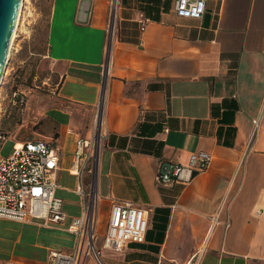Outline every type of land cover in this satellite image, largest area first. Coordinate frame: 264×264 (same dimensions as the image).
Returning a JSON list of instances; mask_svg holds the SVG:
<instances>
[{
    "label": "crops",
    "instance_id": "crops-1",
    "mask_svg": "<svg viewBox=\"0 0 264 264\" xmlns=\"http://www.w3.org/2000/svg\"><path fill=\"white\" fill-rule=\"evenodd\" d=\"M81 1L51 2L46 59L58 81L37 96V115L31 100L22 112L15 104L22 89L3 93L0 105L5 140L60 147L58 189L71 192L75 138L90 137L101 110L105 136L92 179L99 224L103 217L105 230L111 204L123 201L148 211V230L143 243L121 251L101 243L98 260L79 264H264V0H206L201 19L178 17L174 0H117L115 9L112 0H89L80 22ZM198 152L212 161L190 182L156 183ZM65 174L74 189L59 183ZM35 239L17 234L0 264H47L50 252L71 251ZM17 247L46 258L22 261Z\"/></svg>",
    "mask_w": 264,
    "mask_h": 264
},
{
    "label": "built area",
    "instance_id": "built-area-1",
    "mask_svg": "<svg viewBox=\"0 0 264 264\" xmlns=\"http://www.w3.org/2000/svg\"><path fill=\"white\" fill-rule=\"evenodd\" d=\"M116 3L117 0H112L113 9ZM174 11L181 18L201 19L206 12V0H174ZM12 96L20 112L24 111L26 95L15 92ZM97 129L88 138H75L73 166L78 183L74 193L81 199L82 211L79 216L72 217L66 226V231L75 237V245L69 252H50L47 264H79L86 257L99 259L100 252L96 246L99 237V196L94 182L86 191L83 179L89 164L87 171L93 178L98 167L105 136L101 122ZM0 140H5V137L0 135ZM211 161L209 153H192L187 165L171 166L155 177L156 183L171 185L190 182L197 173L206 170ZM59 163L60 147L44 140L14 143L11 154L6 157L0 155V218L22 224L34 222L43 228L64 225L68 215L63 209L64 201L57 196ZM147 230L146 209L131 202L114 201L101 235L102 247L121 251L130 243H143Z\"/></svg>",
    "mask_w": 264,
    "mask_h": 264
},
{
    "label": "rangeland",
    "instance_id": "rangeland-1",
    "mask_svg": "<svg viewBox=\"0 0 264 264\" xmlns=\"http://www.w3.org/2000/svg\"><path fill=\"white\" fill-rule=\"evenodd\" d=\"M52 0H26L24 1V8L22 13V19L17 31L16 38L14 40L12 53L8 62L7 73H5L6 81L10 77H13L9 88L7 84L1 86L0 89V105L1 99L6 93L11 96V91L22 89L26 95V99L32 101L33 112L31 116H36L37 110V96L46 95L51 93L50 89L53 84L58 81V77L51 74L54 69L53 64L46 59L47 45L46 36L48 28V17L50 12ZM116 2V1H115ZM110 20L109 37L112 36L115 29V21L113 14ZM35 77V80L32 79ZM49 77L46 84L43 83L45 78ZM8 89L7 92H4ZM2 93V95H1ZM3 106V105H2ZM16 112H11V115ZM97 120L94 121L93 128L97 129ZM16 140V136L13 140ZM13 142L9 139L0 140V155L6 157L12 152ZM74 146H68L67 152L64 154L65 166H70L69 155L73 152ZM75 152V150H74ZM90 168V164L88 165ZM93 175L88 172L84 178L87 183L88 190L93 186ZM60 184L67 186L70 189L75 188V180L64 175L59 180ZM94 182V187H95ZM96 189V187H95ZM97 191V190H96ZM57 196L64 201V211L69 215L66 223L60 225L59 228H41L37 224H22L16 221L1 219L0 218V259L7 260L12 250L13 241L16 239L17 234H22V241L33 242L36 235L40 242L49 243L56 249H65V251L71 250L75 245V237L64 231V227L70 222L72 216L78 215L81 207L80 197L71 191L59 188L57 190ZM36 221V220H34ZM103 217L100 218V224L98 227V241L96 246H100L102 243L101 235L104 233L103 229ZM16 256H23L22 261L42 260L46 258L44 251L35 252H22L20 248L15 249Z\"/></svg>",
    "mask_w": 264,
    "mask_h": 264
},
{
    "label": "water",
    "instance_id": "water-1",
    "mask_svg": "<svg viewBox=\"0 0 264 264\" xmlns=\"http://www.w3.org/2000/svg\"><path fill=\"white\" fill-rule=\"evenodd\" d=\"M22 0H0V87L7 68V55L15 31ZM89 0H82L79 7L78 21L84 22L89 12ZM99 108L97 120L100 121ZM99 129L96 130L98 132ZM30 140V139H25ZM42 140V139H33ZM45 141V140H44Z\"/></svg>",
    "mask_w": 264,
    "mask_h": 264
},
{
    "label": "bare ground",
    "instance_id": "bare-ground-1",
    "mask_svg": "<svg viewBox=\"0 0 264 264\" xmlns=\"http://www.w3.org/2000/svg\"><path fill=\"white\" fill-rule=\"evenodd\" d=\"M24 1H26V0H22V6L20 8V12H19L17 23H16L15 31H14V34H13V37H12V40H11V44H10V48H9V52H8V55H7V66H8V62H9V59H10V56H11V53H12L14 40L16 38L17 31H18L20 23H21L22 13H23V8H24ZM5 73H7V68H6V72ZM4 76H5V74H4ZM3 79H4V77H3ZM97 123H98L97 126H99L100 125V121H98ZM73 168L74 169H72V171L75 172V167H73ZM96 193H95V195H96Z\"/></svg>",
    "mask_w": 264,
    "mask_h": 264
}]
</instances>
